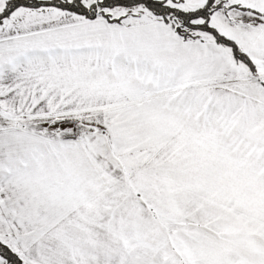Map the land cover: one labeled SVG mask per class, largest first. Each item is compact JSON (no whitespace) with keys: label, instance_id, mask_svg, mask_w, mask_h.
Instances as JSON below:
<instances>
[{"label":"snow or ice","instance_id":"6c2138e0","mask_svg":"<svg viewBox=\"0 0 264 264\" xmlns=\"http://www.w3.org/2000/svg\"><path fill=\"white\" fill-rule=\"evenodd\" d=\"M0 264H264V0H0Z\"/></svg>","mask_w":264,"mask_h":264}]
</instances>
